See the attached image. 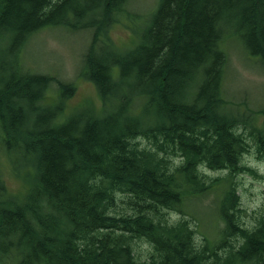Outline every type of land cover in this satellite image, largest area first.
Wrapping results in <instances>:
<instances>
[{
  "label": "trees",
  "instance_id": "trees-1",
  "mask_svg": "<svg viewBox=\"0 0 264 264\" xmlns=\"http://www.w3.org/2000/svg\"><path fill=\"white\" fill-rule=\"evenodd\" d=\"M128 1L0 0V137L14 168L32 170L19 194L0 173V264H264V214L246 226L234 182L255 174L242 162L251 141L264 157V109L239 111L223 92L227 38L264 69V0H158L120 50L107 31ZM53 25L90 31L80 75L99 108L64 114L75 86L20 62ZM217 188L220 225L197 240L185 206Z\"/></svg>",
  "mask_w": 264,
  "mask_h": 264
},
{
  "label": "rangeland",
  "instance_id": "rangeland-1",
  "mask_svg": "<svg viewBox=\"0 0 264 264\" xmlns=\"http://www.w3.org/2000/svg\"><path fill=\"white\" fill-rule=\"evenodd\" d=\"M158 0H129L126 11L118 16V21L111 24L107 35L117 49L124 50L138 40L141 29L145 27ZM91 33L86 29L70 30L64 25H53L36 31L25 43L20 55V62L32 73L51 75L63 82H70L75 90L70 98L65 99L64 114L76 110L79 106L93 104L101 106L94 85L80 75L82 57L90 42ZM228 56V65L223 92L225 98L239 111L252 113L261 117L264 109V69L255 58L245 53L234 40L224 43ZM58 97L57 88L51 85L44 102L52 106ZM1 135V133H0ZM179 158H176L177 162ZM242 162L251 167L255 174L241 172L234 176L236 191L241 206L246 210L243 221L251 226L255 216L264 214V157L256 151L251 141L249 151ZM209 177L225 175V171L204 170ZM0 173L8 190L19 194L26 189L32 177V170L16 169L10 162L9 154L4 149L0 137ZM220 198L219 188L210 190L199 198L186 204L188 212L194 214L192 225L197 230L196 239L213 236L220 225L216 214V204ZM123 202L118 203L116 211L129 210ZM169 221H176L182 215L175 211L167 214ZM135 253L140 259H147L150 246L142 240L135 239Z\"/></svg>",
  "mask_w": 264,
  "mask_h": 264
}]
</instances>
